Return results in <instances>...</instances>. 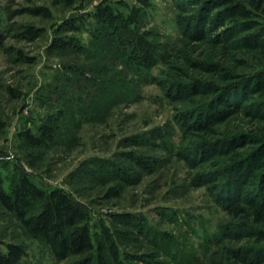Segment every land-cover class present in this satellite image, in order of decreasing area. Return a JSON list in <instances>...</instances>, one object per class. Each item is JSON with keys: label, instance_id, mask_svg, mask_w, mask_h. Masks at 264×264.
<instances>
[{"label": "rangeland", "instance_id": "374dc122", "mask_svg": "<svg viewBox=\"0 0 264 264\" xmlns=\"http://www.w3.org/2000/svg\"><path fill=\"white\" fill-rule=\"evenodd\" d=\"M23 178L94 250L56 260L0 206L16 264H264V224L232 210L264 207V4L0 0V187Z\"/></svg>", "mask_w": 264, "mask_h": 264}, {"label": "trees", "instance_id": "16d2710c", "mask_svg": "<svg viewBox=\"0 0 264 264\" xmlns=\"http://www.w3.org/2000/svg\"><path fill=\"white\" fill-rule=\"evenodd\" d=\"M262 4L264 0H257L258 6ZM239 14L247 17L248 11L241 8ZM58 44L62 48L68 47L63 40ZM51 135L52 129L45 126L41 128V135L26 133L22 139L28 146L40 148L45 145L46 141L52 139ZM34 201L40 203V210L29 215ZM239 203L241 202L238 201L232 207L235 215L244 214V219H249L252 215L254 222L264 224V207H254L250 213ZM0 206L21 220L31 233L40 235L49 245L56 260L85 257L94 250L89 229L85 224H81L84 216L82 210L74 205L64 192L46 194L23 178L13 186L9 193L0 187ZM19 257L20 248L10 246L7 253L0 251V264H16Z\"/></svg>", "mask_w": 264, "mask_h": 264}]
</instances>
